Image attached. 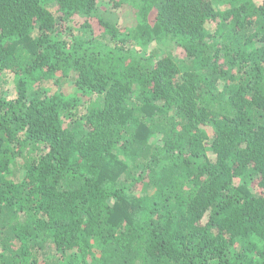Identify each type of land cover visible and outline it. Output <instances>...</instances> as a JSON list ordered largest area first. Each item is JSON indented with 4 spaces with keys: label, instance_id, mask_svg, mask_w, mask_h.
<instances>
[{
    "label": "trees",
    "instance_id": "1",
    "mask_svg": "<svg viewBox=\"0 0 264 264\" xmlns=\"http://www.w3.org/2000/svg\"><path fill=\"white\" fill-rule=\"evenodd\" d=\"M7 74L0 264H264V0H0Z\"/></svg>",
    "mask_w": 264,
    "mask_h": 264
},
{
    "label": "rangeland",
    "instance_id": "2",
    "mask_svg": "<svg viewBox=\"0 0 264 264\" xmlns=\"http://www.w3.org/2000/svg\"><path fill=\"white\" fill-rule=\"evenodd\" d=\"M219 7H221L222 9L224 8L223 4H219ZM104 16L106 17V15H104ZM112 17L115 18V20L118 18L121 23L129 25L128 28H133V26H131L132 25L131 24V22H132V11H131V9L126 10L123 8L120 11L113 12ZM216 28H217L216 23H211L209 25V30L211 32H214L216 30ZM130 39H132V37ZM130 39L128 38V41H131ZM153 49H154V47L151 46L148 49V51H153ZM0 85L3 86L4 91L6 93L10 94V96H12V97L15 96L16 89H15V84H14V79H13L12 74H7L6 78L1 80ZM73 91H74V84L72 81H68L67 83L64 84L63 92L70 93ZM122 158H123V156H122ZM149 193L152 194V191H150Z\"/></svg>",
    "mask_w": 264,
    "mask_h": 264
}]
</instances>
